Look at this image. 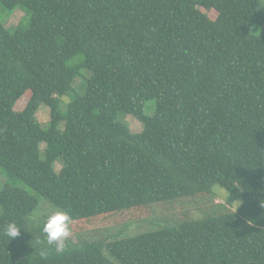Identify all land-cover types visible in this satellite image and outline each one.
<instances>
[{"label": "trees", "instance_id": "obj_1", "mask_svg": "<svg viewBox=\"0 0 264 264\" xmlns=\"http://www.w3.org/2000/svg\"><path fill=\"white\" fill-rule=\"evenodd\" d=\"M257 2L0 0L10 15L31 14L28 29L0 22V171L40 197L0 189V264H264ZM66 97L72 102L62 110ZM149 101L153 116L145 113ZM42 106L50 110L46 128L37 118ZM121 114L143 131L134 134ZM215 186L231 202L244 200L237 213L117 240L107 256L97 244L58 252L42 233L44 220L32 219L40 199L89 220ZM11 222L21 228L13 240L4 234Z\"/></svg>", "mask_w": 264, "mask_h": 264}, {"label": "rangeland", "instance_id": "obj_2", "mask_svg": "<svg viewBox=\"0 0 264 264\" xmlns=\"http://www.w3.org/2000/svg\"><path fill=\"white\" fill-rule=\"evenodd\" d=\"M257 8L264 9V0H258ZM31 14L27 17V11L17 9L12 15L0 3V22L8 29H16L21 25L24 29L30 27ZM252 34L260 35V28L254 26ZM82 57L75 59L70 63L74 64ZM83 75L90 78L92 73L84 71ZM83 82L81 79H76L74 87L81 94ZM72 102L71 97L63 99L64 110L67 105ZM28 103L27 96L23 97L16 105L15 111L21 112L25 109ZM66 110V109H65ZM156 111V102L149 101L145 105V113L148 116H153ZM37 118L41 125L46 128L50 122V110L42 106ZM120 121L124 122L134 134H139L143 131V125L133 116L121 114ZM46 150V145H41V151ZM44 158V154H43ZM62 164L57 163L56 171L60 172ZM0 171V189L5 186L26 191L32 196L40 198L36 192L26 186L20 179L8 173ZM41 204L37 211L32 215V219L45 220L47 215L59 210L51 206L45 199H40ZM244 200L239 198L230 201L229 193L219 186L211 189L210 193L201 194L199 196L181 198L170 202L157 203L139 209L127 210L110 215H102L89 220H72L71 232L72 235L67 241V250L78 244H97L102 245L104 253L108 255L107 245L117 240L136 237L143 234L153 233L163 229L164 227H177L183 223L190 221L204 220L211 217H218L229 213H237L243 206ZM2 211L0 209V215ZM65 248V249H66ZM113 261V260H112ZM115 262V261H113ZM115 264H120L115 262Z\"/></svg>", "mask_w": 264, "mask_h": 264}, {"label": "clouds", "instance_id": "obj_3", "mask_svg": "<svg viewBox=\"0 0 264 264\" xmlns=\"http://www.w3.org/2000/svg\"><path fill=\"white\" fill-rule=\"evenodd\" d=\"M42 233L48 245H54L56 251L62 252L72 235L71 217L63 210L48 214L42 224ZM4 234L13 240L21 234V228L15 222H11L6 226Z\"/></svg>", "mask_w": 264, "mask_h": 264}]
</instances>
